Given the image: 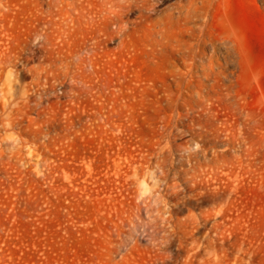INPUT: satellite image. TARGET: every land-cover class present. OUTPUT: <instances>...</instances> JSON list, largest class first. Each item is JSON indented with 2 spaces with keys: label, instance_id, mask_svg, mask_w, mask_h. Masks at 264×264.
I'll return each mask as SVG.
<instances>
[{
  "label": "rangeland",
  "instance_id": "1",
  "mask_svg": "<svg viewBox=\"0 0 264 264\" xmlns=\"http://www.w3.org/2000/svg\"><path fill=\"white\" fill-rule=\"evenodd\" d=\"M0 264H264V0H0Z\"/></svg>",
  "mask_w": 264,
  "mask_h": 264
}]
</instances>
